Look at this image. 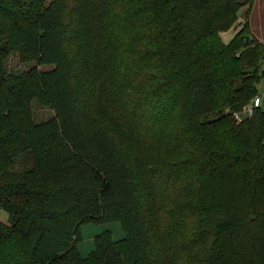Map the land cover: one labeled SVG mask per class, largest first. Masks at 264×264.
I'll return each mask as SVG.
<instances>
[{
    "label": "trees",
    "instance_id": "1",
    "mask_svg": "<svg viewBox=\"0 0 264 264\" xmlns=\"http://www.w3.org/2000/svg\"><path fill=\"white\" fill-rule=\"evenodd\" d=\"M256 1L0 0V264H264Z\"/></svg>",
    "mask_w": 264,
    "mask_h": 264
},
{
    "label": "rangeland",
    "instance_id": "2",
    "mask_svg": "<svg viewBox=\"0 0 264 264\" xmlns=\"http://www.w3.org/2000/svg\"><path fill=\"white\" fill-rule=\"evenodd\" d=\"M241 18L243 19V17ZM242 19H240L239 21L241 22ZM234 32V30L227 32L225 36H232ZM47 68L49 69V67H45L43 70ZM28 69L29 66L22 64L19 61L18 56L16 55L11 57L6 64V71L8 73L16 74L19 72L26 71ZM53 115L54 112L50 108H43L37 103L34 104V120H36L37 123L46 122ZM8 219L9 215L6 212H0V222H8ZM109 230L112 232L114 240L119 241L124 239L125 234L120 222H110L109 224H94L84 226L82 229L83 242L79 246V252H81L83 256H88L95 249L96 236Z\"/></svg>",
    "mask_w": 264,
    "mask_h": 264
},
{
    "label": "crops",
    "instance_id": "3",
    "mask_svg": "<svg viewBox=\"0 0 264 264\" xmlns=\"http://www.w3.org/2000/svg\"><path fill=\"white\" fill-rule=\"evenodd\" d=\"M241 17L244 18V16ZM250 25L254 36L259 39L262 43H264V0L256 1L253 8V12L251 14ZM226 34L227 33H223L222 37L228 43L233 38V35L226 37ZM234 34H236V32Z\"/></svg>",
    "mask_w": 264,
    "mask_h": 264
},
{
    "label": "built area",
    "instance_id": "4",
    "mask_svg": "<svg viewBox=\"0 0 264 264\" xmlns=\"http://www.w3.org/2000/svg\"><path fill=\"white\" fill-rule=\"evenodd\" d=\"M264 99V93H261V96H257L256 98H254V101L246 106L242 112H239L238 114H236V119L237 121H242L244 118H252L254 116V110L257 107H260L261 105H263V100Z\"/></svg>",
    "mask_w": 264,
    "mask_h": 264
},
{
    "label": "water",
    "instance_id": "5",
    "mask_svg": "<svg viewBox=\"0 0 264 264\" xmlns=\"http://www.w3.org/2000/svg\"><path fill=\"white\" fill-rule=\"evenodd\" d=\"M245 40H246L247 43L251 42L250 37H245Z\"/></svg>",
    "mask_w": 264,
    "mask_h": 264
}]
</instances>
